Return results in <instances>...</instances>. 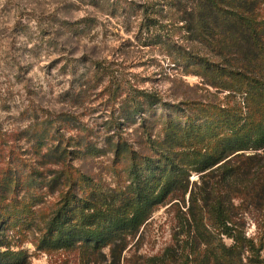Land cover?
I'll return each mask as SVG.
<instances>
[{
  "label": "trees",
  "instance_id": "1",
  "mask_svg": "<svg viewBox=\"0 0 264 264\" xmlns=\"http://www.w3.org/2000/svg\"><path fill=\"white\" fill-rule=\"evenodd\" d=\"M88 3L127 31L135 19L134 39L223 95L166 100L96 61L93 77L118 104L113 129L122 125L104 145L81 130L66 137L80 129L77 116L45 108L26 116L24 127L0 132V264H27V240L88 264L100 256L122 264L168 204L171 241L141 264H264V0ZM59 24L78 37L99 20ZM133 125L135 142L122 132ZM27 152L31 160L21 156ZM108 153L115 184L87 166Z\"/></svg>",
  "mask_w": 264,
  "mask_h": 264
},
{
  "label": "rangeland",
  "instance_id": "2",
  "mask_svg": "<svg viewBox=\"0 0 264 264\" xmlns=\"http://www.w3.org/2000/svg\"><path fill=\"white\" fill-rule=\"evenodd\" d=\"M84 16L98 18L99 25L78 37L63 33L60 20L74 21ZM130 24L133 30L127 31L106 9L88 0H0V132L24 127L26 116L45 108L77 116L80 129H69L66 137L81 130L104 145L114 129L119 130L122 125L113 129L118 104L106 91L107 83L93 77L96 61L113 71L117 79L126 80L130 87L158 91L166 100H203L223 95L204 85L200 77L174 69L160 49L141 45L134 39L136 20ZM122 132L133 142L140 136L136 125L125 127ZM22 146L27 149L25 144ZM21 156L31 160L28 152ZM111 158L108 153L88 161L87 166L106 183L115 184L117 179L108 169ZM169 206L154 212L144 241L125 254L122 264H141L170 243L175 220ZM255 233V224L248 220L247 234ZM21 249L27 252V264H88L75 252H46L28 240ZM97 264L109 262L100 256Z\"/></svg>",
  "mask_w": 264,
  "mask_h": 264
}]
</instances>
